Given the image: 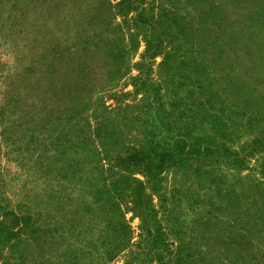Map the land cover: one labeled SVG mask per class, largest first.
<instances>
[{"label":"rangeland","instance_id":"obj_1","mask_svg":"<svg viewBox=\"0 0 264 264\" xmlns=\"http://www.w3.org/2000/svg\"><path fill=\"white\" fill-rule=\"evenodd\" d=\"M148 129L212 150L153 188L164 260L264 264V0H0V219L30 216L0 264L147 262L126 209L99 252Z\"/></svg>","mask_w":264,"mask_h":264},{"label":"trees","instance_id":"obj_2","mask_svg":"<svg viewBox=\"0 0 264 264\" xmlns=\"http://www.w3.org/2000/svg\"><path fill=\"white\" fill-rule=\"evenodd\" d=\"M152 47L149 45L147 52L151 54ZM145 83V82H144ZM143 83V84H144ZM145 140L139 148H132L130 154L121 159V171H129L131 169L141 172L143 179L132 178L129 175L122 174L117 182V188L114 190V197L122 205L118 207V218L116 228L114 229L113 221L109 217L111 212L105 211V227L106 234L110 231H117V235L108 241V235L102 241V251L99 252L102 259H112L115 255L124 249L132 246L129 238L126 237L127 223L122 221L124 210L130 211L134 216L140 219L139 229L141 230V240L138 243L139 248H146L149 259L143 264H168L163 258L164 249L167 243L164 239L162 225L158 217V210L153 203V191L161 171L165 167L180 166L184 167L190 159H201L211 156L212 150L201 144L195 143L189 149H186V143L182 140H176L172 143L165 139H160L156 133V129H148ZM227 159L232 158L233 162L236 156L229 149H224L223 153ZM130 179V183L125 180ZM110 203V201H107ZM122 208V209H121ZM123 212V214H122ZM4 219H0V246L9 244L11 238L17 235L20 230L22 220L30 218L29 215L21 217L16 212L3 209ZM16 225L17 229H13ZM122 223V224H120ZM123 229L125 230L123 232ZM107 240V241H106ZM12 247V246H11ZM135 257L126 264H133ZM7 261V260H6Z\"/></svg>","mask_w":264,"mask_h":264}]
</instances>
